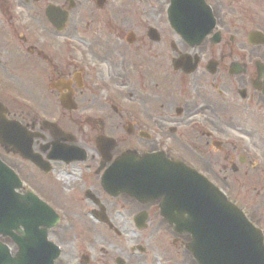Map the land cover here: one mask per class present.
I'll list each match as a JSON object with an SVG mask.
<instances>
[{"label":"flooded vegetation","instance_id":"obj_1","mask_svg":"<svg viewBox=\"0 0 264 264\" xmlns=\"http://www.w3.org/2000/svg\"><path fill=\"white\" fill-rule=\"evenodd\" d=\"M203 1L213 27L193 44L170 0H0V161L20 182L0 199L39 222L12 229L26 264H196L161 197L106 186L116 161L194 169L264 244V15ZM0 245L19 250L9 235Z\"/></svg>","mask_w":264,"mask_h":264},{"label":"water","instance_id":"obj_2","mask_svg":"<svg viewBox=\"0 0 264 264\" xmlns=\"http://www.w3.org/2000/svg\"><path fill=\"white\" fill-rule=\"evenodd\" d=\"M168 12L174 29L190 43H197L210 32L207 22L212 25L213 18L203 0H171ZM248 40L258 41L257 33L250 32ZM9 134L0 129V140L9 143ZM122 168L115 162L106 178L117 181H108L106 186L119 188L141 200L163 196L161 214L173 224L174 230L191 235L187 247L197 264H264L260 230L203 176L177 162H165L162 169L148 166L141 173L134 164ZM139 178L141 186L137 183ZM19 184L16 176L0 163V193L15 196L14 187ZM25 213L22 203L0 199V234L13 237L19 247L11 258L7 248L0 246V264H26L22 236L15 237L11 232L25 223L31 227L38 225V221H26Z\"/></svg>","mask_w":264,"mask_h":264},{"label":"rangeland","instance_id":"obj_3","mask_svg":"<svg viewBox=\"0 0 264 264\" xmlns=\"http://www.w3.org/2000/svg\"><path fill=\"white\" fill-rule=\"evenodd\" d=\"M253 2L252 8H253V14H254V19H260L263 21V15H264V0H251ZM246 2H249V0H246ZM241 4L239 3L237 5ZM123 229H125L126 232L127 230L133 229V226L131 224H125L123 225ZM127 236V235H125Z\"/></svg>","mask_w":264,"mask_h":264}]
</instances>
